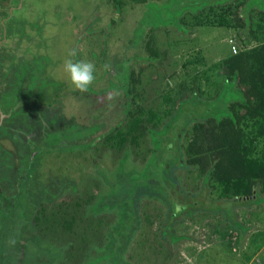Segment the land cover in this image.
<instances>
[{
  "label": "rangeland",
  "instance_id": "374dc122",
  "mask_svg": "<svg viewBox=\"0 0 264 264\" xmlns=\"http://www.w3.org/2000/svg\"><path fill=\"white\" fill-rule=\"evenodd\" d=\"M209 1L129 0L117 9L116 0H0V15L17 14L19 18L13 26L17 34L6 47L1 45L5 54L0 57V103L11 114L0 125V164L8 163V175L17 177L21 195L27 198L20 240L44 255L51 254L52 264H86L104 255L108 257L95 264H127L117 256L113 259L109 252L116 254L117 245L113 242V248L104 237L111 229L113 212H105L104 219L100 218L103 210L91 213L83 239L72 233L74 226L68 229L53 219L45 220L42 212L36 218L41 207L47 209L44 214H50L63 197L71 203L73 198L89 195L82 206H96L95 196L104 194L108 186L102 176H96L98 185L85 188L90 173L74 178V166L80 162L84 171L92 173L95 163L118 170L116 163L125 153L120 176L114 173L115 182H125L129 190L125 197L130 199L138 187L125 177L138 175L148 166L149 177L142 184L164 197L168 193L169 200L138 198L139 226L123 251L126 255L130 246L133 264H242L245 250L253 252L264 243V203L238 199L217 207L211 200L218 194L208 191L199 170H187L180 163L187 158L185 143L191 135L183 130L184 121L191 126L207 112L220 115L225 105L224 90L231 86L222 85L221 59L233 52L232 44L238 49L256 43L247 25H219ZM227 1L233 6L240 2ZM205 11L211 15H203ZM148 39L158 52L155 57L145 51ZM66 59L96 66L95 80L87 92L73 90L63 71ZM126 65L143 68L142 88L135 95H125L117 81ZM213 102H217L215 109L209 107ZM149 107L156 110L152 118L160 130L140 131L139 135L129 132L122 148L113 147L112 135L136 117H145ZM83 132L84 137L75 139L79 147L71 150L74 134ZM134 133L136 142L131 141ZM99 134L102 140L93 141ZM133 180L141 183L139 178ZM59 187L60 195L52 197ZM174 204L179 205L175 212L167 209ZM228 205H233L232 211L223 210ZM229 218L248 227L244 231L232 228ZM115 228L125 230L121 219ZM112 233L116 240L119 235ZM16 256L30 258L26 251L23 257L22 253Z\"/></svg>",
  "mask_w": 264,
  "mask_h": 264
},
{
  "label": "trees",
  "instance_id": "16d2710c",
  "mask_svg": "<svg viewBox=\"0 0 264 264\" xmlns=\"http://www.w3.org/2000/svg\"><path fill=\"white\" fill-rule=\"evenodd\" d=\"M128 1L129 0H116L118 3L117 9L121 8V6ZM131 1L138 2L141 0ZM205 1L207 0H203V2ZM239 1L240 2H237L236 6H233L227 0H210L207 5L214 11L219 25L249 26V33L256 39V43L245 47L241 46L236 52L229 53L220 61L224 76L222 85L227 84L231 86L228 91L225 87V105L221 107V114L215 115L211 111L207 112L208 115L203 116L201 119H196L191 126L188 125V121H184V129L182 128L183 130L186 129L185 132H191V135L185 143L187 158H184L180 163L182 166L188 167L187 170H191L194 167L199 170L202 175V182L205 183V187L208 188V191H215L218 194L217 198H212L211 200L217 207L218 205L220 206L221 202L225 201L226 203V201H237L238 199L248 202L264 203V0H258L259 3L256 2L257 0ZM206 6L205 8H207ZM198 8L199 6L196 7V9ZM205 12L206 13L202 14L206 17L211 15H208L209 12ZM179 22L185 24L183 18H179ZM182 27L186 29V26ZM150 41L151 40L148 39L145 42V51L149 52L151 57H155L158 55V52L156 48L154 49L150 45ZM142 70V66H124V70L121 72L122 76L118 78L117 81L120 83V86L124 88L125 95H127V93H131L132 95L139 93L142 88ZM155 78L156 76H153V79ZM221 92L223 93L222 89ZM216 103L214 104L213 102L209 104V107L215 109ZM154 113H156V110L149 107L145 117H136L135 120L126 125L124 129H119L117 133L112 135V137L115 138L113 140L115 141L113 147L122 148L127 140L129 132H131L130 134H132V132H138V135L140 131L144 132L145 130L149 132H158L160 129L156 128L157 122L155 123L152 118ZM109 132L114 131L112 129ZM138 135L134 133L131 137V141L136 142V137ZM125 161L126 153L125 156H121L116 163L118 170H115L114 167L110 168L100 163L98 165L95 163L94 166L96 169L94 173L84 171L81 163H76V166H74V178H79L78 176H88V173H90L88 177L90 182L85 184V188L98 185L95 182L96 176H102V181L108 186L104 194L95 196L97 199L96 206L91 205L87 208H85L86 206H82L84 202L92 197L89 195L73 198L71 203H68L70 198L63 197L61 201L57 202L58 206L56 209H50V214H44L47 209L46 207H41L39 209L40 216L36 215V218L41 217L42 212L45 220L53 219L58 222L59 225L67 227L68 229L74 226L76 229H71L72 233L80 234L83 239L85 237L83 233L87 231L88 218H90L89 216H91V213H97L103 210V216L100 218L104 219L105 212H113L111 217V231L104 232V237L108 239V243L112 246L113 242L116 243L117 253H109H111L114 260L115 256H117L120 262L126 261L127 264H133L132 261H130V259H132L130 246L126 255H123V251L127 247V240L139 226L140 220L137 218L138 198L142 196H155L163 200L166 199V201L169 200L167 198L168 193L166 189L163 192L164 194L167 193L164 197L157 194L158 192H155V190H148L149 186L142 184L147 177H149L148 170L150 167L148 166L144 169L142 168L141 175L138 171V175L125 177L131 179L138 186L133 191L134 193L132 195L130 194V199L126 198L125 196L129 193V190L126 188L125 182L119 184L115 182L114 177L116 171L118 172V176H120L123 170L121 166L125 164ZM164 167L166 166L164 165ZM109 169L111 170L108 171ZM167 170L168 173L171 174L172 166H170V169L167 167ZM111 175H113V177H111ZM135 178L141 179V183L138 184L137 181L133 180ZM61 192V188L59 187V189L55 190V192H52L50 195L56 197L60 195ZM107 193H112L114 197H109L111 194H109V196H104ZM26 202L27 198L24 197L23 207ZM64 202H66L67 206L61 208L60 205ZM18 203L20 205L21 202L19 201ZM81 206L85 215L81 213ZM177 206L179 205H168L167 209L171 208L175 212ZM129 208L132 212L128 210ZM227 209L232 211L233 205H228V207L223 208L225 211ZM9 210L12 211L11 209ZM262 210L264 211L263 208ZM2 213L3 212L0 210V225L5 224L6 219V216L3 217ZM247 214L251 216L252 213L250 212ZM134 218L136 219L133 220ZM227 218L226 216V219ZM118 219L123 221L125 230H116L115 225ZM261 222H263L261 233H264V217ZM229 223L232 224V228L238 227L242 231L248 227L247 225H243L242 222H237L230 218ZM229 223H227V225H229ZM167 226L170 227V225ZM112 231L119 235L116 240L111 238L113 237ZM129 234L131 235L127 237ZM240 236L241 234H239L238 238ZM69 245L73 247L71 242ZM115 246H113V248ZM13 253V250H9V253L5 255L16 258ZM27 253L31 254L32 252ZM254 253V251L246 252L245 250L242 255V264H264V246L262 252L259 254L258 260H254ZM40 254L43 256L40 257ZM32 256L34 258L39 256L41 259L40 262H42L41 264H52V256L48 252L44 255L43 251L39 252L35 250ZM104 257H108V255H104L103 257L96 256L89 259L86 264L89 262H91L90 264H95L98 259ZM22 260L23 262L25 261L24 259ZM35 260L36 263L34 264H40V262H37L38 259ZM26 262H29L26 264H30V262L33 261H31L30 257L29 261ZM105 264H113V262L108 261Z\"/></svg>",
  "mask_w": 264,
  "mask_h": 264
},
{
  "label": "crops",
  "instance_id": "0c3cea01",
  "mask_svg": "<svg viewBox=\"0 0 264 264\" xmlns=\"http://www.w3.org/2000/svg\"><path fill=\"white\" fill-rule=\"evenodd\" d=\"M21 3V2H20ZM22 4V3H21ZM16 10L18 9V6L16 7ZM23 9V8H21ZM17 15V14H16ZM14 15L11 14L10 16H6L5 13H3V15H0V57L2 55L5 54V48H2V46L6 47L5 44L6 42H11L12 38L14 35H16V31H14L13 26L15 25L14 21L15 20H19V18ZM16 17V19H15ZM10 25V27H9ZM8 27L10 29V35H8ZM184 30H186L184 28ZM33 32V31H31ZM32 72H30L29 74L31 75ZM20 81L22 82L23 80L20 79ZM17 82H19V80H17ZM2 103H0V113H3L2 116H0V125L2 127V121L4 119L8 120L9 118V114H11V110L9 112H7V110H3L2 109ZM12 122L10 124H8V126H11ZM8 126L6 125L5 127L8 128ZM75 126V125H73ZM95 128V127H94ZM93 128V129H94ZM10 129H6V131H8ZM111 130H107L104 132H109ZM80 132V131H78ZM102 134V133H101ZM101 134L97 135L96 137L93 138V140L95 141L97 138H101ZM75 137H73V142L72 143V148L71 150L76 151L77 148L79 147L78 145H76V141L75 139L78 138H82L85 136L84 132L83 134H74ZM102 140V138H101ZM18 144H20V141L18 142ZM7 167H8V163H4L3 166L0 164V210L3 212L2 215L3 217L6 216L5 219V226H3L2 228H0V255L4 256L5 254L9 253V250H13V254L14 256H16V254H21L22 253V257H23V253L24 251L26 252H35V248L29 246L25 241H21L20 240V232L22 230V228L25 226V222L22 220V218L24 217L23 213H24V208H23V198L26 196L21 195L22 193V188H21V184L16 180L17 177H13V176H9L7 173ZM3 169L2 173L4 175H2L1 170ZM21 188V189H20ZM46 189V188H45ZM13 200V201H11ZM21 202L20 205L18 202ZM16 205V208L12 210L13 205ZM9 209H11L12 211H10ZM24 239V238H23ZM29 242V241H28ZM21 245H23V247H21ZM264 246V243L261 244V246H259L257 248V250H255L254 252V256L258 255L262 252V248ZM21 247L20 251H18V249ZM261 250V251H260ZM260 251V253H259ZM0 256V264H8L9 262H15L17 261L16 264H23V260H17V256L16 258H8L7 256L5 257H1ZM29 256L31 257V261L30 264H34L36 263L35 259H38L37 262H40V258L39 256H37L36 258H34L31 254H29ZM21 257V258H22ZM22 261V262H21ZM25 261H29V258ZM29 263V262H26ZM249 263V261H248Z\"/></svg>",
  "mask_w": 264,
  "mask_h": 264
},
{
  "label": "clouds",
  "instance_id": "9594fccd",
  "mask_svg": "<svg viewBox=\"0 0 264 264\" xmlns=\"http://www.w3.org/2000/svg\"><path fill=\"white\" fill-rule=\"evenodd\" d=\"M69 55H74V53H69ZM63 71L67 75L73 90L83 93L89 90L95 80L96 66L83 60L66 59L63 64ZM109 99H112V97H109Z\"/></svg>",
  "mask_w": 264,
  "mask_h": 264
},
{
  "label": "built area",
  "instance_id": "2783aa9c",
  "mask_svg": "<svg viewBox=\"0 0 264 264\" xmlns=\"http://www.w3.org/2000/svg\"><path fill=\"white\" fill-rule=\"evenodd\" d=\"M231 47H232L233 52H236V50H237L236 49V45L232 44ZM258 259H259V256L258 255H255L254 256V260H258Z\"/></svg>",
  "mask_w": 264,
  "mask_h": 264
},
{
  "label": "water",
  "instance_id": "95a60500",
  "mask_svg": "<svg viewBox=\"0 0 264 264\" xmlns=\"http://www.w3.org/2000/svg\"><path fill=\"white\" fill-rule=\"evenodd\" d=\"M3 115V113H0V116H2Z\"/></svg>",
  "mask_w": 264,
  "mask_h": 264
}]
</instances>
